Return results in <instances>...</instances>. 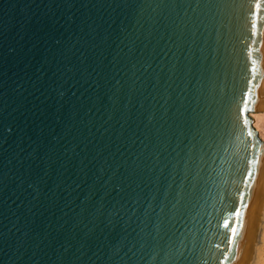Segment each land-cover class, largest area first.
Here are the masks:
<instances>
[{"label":"water","instance_id":"water-1","mask_svg":"<svg viewBox=\"0 0 264 264\" xmlns=\"http://www.w3.org/2000/svg\"><path fill=\"white\" fill-rule=\"evenodd\" d=\"M263 109L264 0H0V264H241Z\"/></svg>","mask_w":264,"mask_h":264},{"label":"snow or ice","instance_id":"snow-or-ice-1","mask_svg":"<svg viewBox=\"0 0 264 264\" xmlns=\"http://www.w3.org/2000/svg\"><path fill=\"white\" fill-rule=\"evenodd\" d=\"M260 3H257L255 7L257 9L260 8ZM253 29L256 28L255 22H253L252 25ZM255 31H253V35H255ZM251 83V81H250ZM251 93V88L247 90V94ZM256 102H259V98H256ZM249 110L248 108V100L242 99L241 101V111L240 116L243 118L241 121V127L245 129L246 134L248 137H253L254 133L251 131V121L247 119L246 112ZM255 110V109H252ZM255 146V145H254ZM257 164V172L254 174L252 171V164ZM248 171L246 172L242 187L239 192V201L238 206L234 210L233 215L236 217L235 221H230L229 219H225L223 227L225 229H229L230 223L232 224V227L229 229L230 235L228 240V251L225 252L224 259L227 260L229 256H232L233 261L237 260L239 256L241 255V245L243 242L244 236L247 234V229L245 226V217L247 213V209L250 207L251 200L254 195V186L256 177L258 176V166H259V157L258 156H251L248 160ZM219 247V245H217Z\"/></svg>","mask_w":264,"mask_h":264},{"label":"bare ground","instance_id":"bare-ground-1","mask_svg":"<svg viewBox=\"0 0 264 264\" xmlns=\"http://www.w3.org/2000/svg\"><path fill=\"white\" fill-rule=\"evenodd\" d=\"M251 117L254 121V128L259 132L264 126V109L261 113H255ZM259 136L262 139L260 133ZM241 264H264V184Z\"/></svg>","mask_w":264,"mask_h":264},{"label":"rangeland","instance_id":"rangeland-1","mask_svg":"<svg viewBox=\"0 0 264 264\" xmlns=\"http://www.w3.org/2000/svg\"><path fill=\"white\" fill-rule=\"evenodd\" d=\"M263 124L261 123V126H262ZM260 129V128H259ZM258 133H260V135H262V139L264 140V126H262V128L259 130V132ZM260 137V136H259ZM260 139H261V137H260ZM261 139V140H262ZM262 140V141H263ZM264 142V141H263Z\"/></svg>","mask_w":264,"mask_h":264}]
</instances>
